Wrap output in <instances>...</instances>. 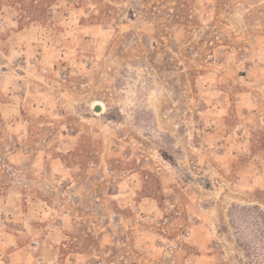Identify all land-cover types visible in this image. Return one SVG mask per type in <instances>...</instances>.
<instances>
[{"label":"rangeland","instance_id":"obj_1","mask_svg":"<svg viewBox=\"0 0 264 264\" xmlns=\"http://www.w3.org/2000/svg\"><path fill=\"white\" fill-rule=\"evenodd\" d=\"M0 264H264V0H0Z\"/></svg>","mask_w":264,"mask_h":264},{"label":"built area","instance_id":"obj_2","mask_svg":"<svg viewBox=\"0 0 264 264\" xmlns=\"http://www.w3.org/2000/svg\"><path fill=\"white\" fill-rule=\"evenodd\" d=\"M38 73L40 74V76H41L42 78H45L46 75H47V70H46V69H41ZM34 245L37 247V246L40 245V242L36 241V242L34 243ZM36 247H35V248H36Z\"/></svg>","mask_w":264,"mask_h":264},{"label":"water","instance_id":"obj_3","mask_svg":"<svg viewBox=\"0 0 264 264\" xmlns=\"http://www.w3.org/2000/svg\"><path fill=\"white\" fill-rule=\"evenodd\" d=\"M90 113H101L102 109L99 105H94L91 109L88 110Z\"/></svg>","mask_w":264,"mask_h":264},{"label":"bare ground","instance_id":"obj_4","mask_svg":"<svg viewBox=\"0 0 264 264\" xmlns=\"http://www.w3.org/2000/svg\"><path fill=\"white\" fill-rule=\"evenodd\" d=\"M94 105H99V106L102 107L103 110H104L103 104H101L100 102L97 101V102H95V103L93 104V106H94ZM101 113H103V112H101ZM99 114H100V113H99Z\"/></svg>","mask_w":264,"mask_h":264},{"label":"crops","instance_id":"obj_5","mask_svg":"<svg viewBox=\"0 0 264 264\" xmlns=\"http://www.w3.org/2000/svg\"><path fill=\"white\" fill-rule=\"evenodd\" d=\"M8 220H10L9 218H8ZM16 251H14L13 253H15Z\"/></svg>","mask_w":264,"mask_h":264}]
</instances>
